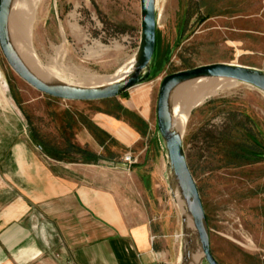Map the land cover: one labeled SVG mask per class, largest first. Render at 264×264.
Segmentation results:
<instances>
[{
  "label": "rangeland",
  "instance_id": "1",
  "mask_svg": "<svg viewBox=\"0 0 264 264\" xmlns=\"http://www.w3.org/2000/svg\"><path fill=\"white\" fill-rule=\"evenodd\" d=\"M20 1L24 0L15 2ZM77 2L80 18L59 22L56 12L76 14ZM29 4L30 51L55 81L93 87L91 77L108 79L132 67L141 37L140 0H29ZM156 8L155 74L141 86L153 102V140L149 153L132 154L138 163L147 157L163 164L162 200L155 206L163 216L165 235L177 245L174 264H196L200 256L196 232L184 221L177 189L170 188L171 169L157 134L161 83L170 75L212 64L264 71V0H158ZM208 82L221 90L191 111L182 136L206 212L211 252L219 264H264V93L234 81ZM136 91L127 99L83 104L92 112L112 113L137 125L138 118L120 104L130 102ZM179 100L176 92L173 104L178 106ZM70 103L75 102L54 100L22 81L0 50V145H13L17 133L23 138L29 127L37 142L71 155V132L62 138L56 127L60 121H55V114ZM113 148L117 162L131 152ZM188 238L193 241L189 252Z\"/></svg>",
  "mask_w": 264,
  "mask_h": 264
},
{
  "label": "crops",
  "instance_id": "2",
  "mask_svg": "<svg viewBox=\"0 0 264 264\" xmlns=\"http://www.w3.org/2000/svg\"><path fill=\"white\" fill-rule=\"evenodd\" d=\"M74 9L57 11V20L80 18L78 2ZM141 88L120 101L137 125L83 103L57 112L60 136L71 132V155L46 145L44 152L29 127L24 139L19 131L16 143L0 145V264H174L177 245L155 206L163 164L146 157L130 168L115 160L114 146L151 149L155 114Z\"/></svg>",
  "mask_w": 264,
  "mask_h": 264
},
{
  "label": "water",
  "instance_id": "3",
  "mask_svg": "<svg viewBox=\"0 0 264 264\" xmlns=\"http://www.w3.org/2000/svg\"><path fill=\"white\" fill-rule=\"evenodd\" d=\"M15 1L0 0V50L12 71L42 95L64 102H102L118 99L153 78L158 40L157 0H140L141 37L132 71L122 78L98 87H81L61 81L46 82L30 70L12 42L10 19ZM202 80H230L249 85L264 93V71L235 64L201 66L166 77L161 83L158 95L156 128L165 147L171 169L168 178L170 188L177 189V193L184 202L183 212L186 218L184 221L196 232L201 253L198 264L203 261L207 264H219L211 252L206 212L199 188L187 162L183 136L174 127L175 92L185 84ZM187 245V252H189L193 246V241L189 238Z\"/></svg>",
  "mask_w": 264,
  "mask_h": 264
},
{
  "label": "bare ground",
  "instance_id": "4",
  "mask_svg": "<svg viewBox=\"0 0 264 264\" xmlns=\"http://www.w3.org/2000/svg\"><path fill=\"white\" fill-rule=\"evenodd\" d=\"M157 3H158V0H157ZM32 10L33 9H32V6L29 4V0L20 1L18 4L17 2L14 3L12 16L10 19V30H11L12 42L17 52L19 53V55L25 62V64L30 68V70L34 74H36L40 79L46 82L55 81L54 77L48 75L45 70L40 68V66L33 59V56H32L33 52L31 53L30 51L31 49L30 42H29L30 36H27L26 29L28 28L27 27L28 25L30 26L33 23V19L31 16ZM133 65L130 69L123 70L119 72L116 76L108 78V79L91 77V81L93 82L92 83L93 87L107 85L108 83L114 80L122 78L123 76L127 75L128 73L132 71ZM208 81H212V80H202L198 82H191V83L181 86L176 91L177 93L180 94V100H179L178 106H176V104L174 105V127L181 134H183L184 130L186 129L187 122L191 114V111L194 108L205 103L207 99L219 94L221 89L218 86L214 85L213 84L214 82H208ZM219 81L221 83V81L225 82V81H230V80H218V82ZM66 84H69V83H66ZM69 85H73V84H69ZM176 92L174 94L175 98H176ZM176 198L181 208L184 209V202L182 201L181 197L179 196L177 192H176ZM200 259H201V253H200V256L196 258L195 263L198 264Z\"/></svg>",
  "mask_w": 264,
  "mask_h": 264
},
{
  "label": "built area",
  "instance_id": "5",
  "mask_svg": "<svg viewBox=\"0 0 264 264\" xmlns=\"http://www.w3.org/2000/svg\"><path fill=\"white\" fill-rule=\"evenodd\" d=\"M138 157H136L135 155H133L132 153H128L127 155H125V157L122 159V163H124L125 165H127L128 167H133L138 163Z\"/></svg>",
  "mask_w": 264,
  "mask_h": 264
},
{
  "label": "trees",
  "instance_id": "6",
  "mask_svg": "<svg viewBox=\"0 0 264 264\" xmlns=\"http://www.w3.org/2000/svg\"><path fill=\"white\" fill-rule=\"evenodd\" d=\"M37 143L42 147V149H43L44 152H47V151L45 150V147H44L43 144H41V143H39V142H37ZM82 154H83V156L86 155V153H82ZM83 162H84V163H88L89 161H88L87 159H83Z\"/></svg>",
  "mask_w": 264,
  "mask_h": 264
}]
</instances>
